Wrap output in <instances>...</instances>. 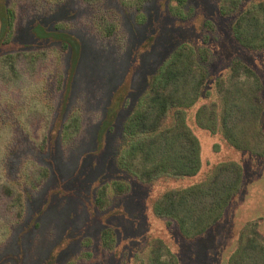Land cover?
Listing matches in <instances>:
<instances>
[{
  "label": "rangeland",
  "instance_id": "rangeland-1",
  "mask_svg": "<svg viewBox=\"0 0 264 264\" xmlns=\"http://www.w3.org/2000/svg\"><path fill=\"white\" fill-rule=\"evenodd\" d=\"M257 1L241 0L234 13L221 14V0H147L141 11L125 7L119 0L93 4L85 0H0V12L11 5L17 12L12 43L1 44L0 55L48 49L53 61L32 78L40 91L36 85L23 94L17 90L0 109V129L5 127L8 135L0 147V159L6 152L2 173L10 180H20V165L31 154L50 169L44 185L26 199L21 220L0 219V264H148L155 240L163 241L178 264H230L253 224L264 239V48H245L233 35L236 18ZM100 11L105 21L120 27L111 37L99 36ZM140 14L144 20H139ZM37 23L50 30L62 25L81 42L66 110L53 115L50 145L44 153L34 146L23 117L32 96L44 104L52 102L58 74L63 68L68 71L70 55L60 57L52 52L60 43L38 38L33 32ZM182 43L209 51L205 62L208 79L197 102L187 109V123L200 142L201 167L194 176L165 177L144 184L118 164L123 124L150 77ZM236 59L248 64L263 82L259 132L252 139L255 152L234 148L220 127L211 132L199 127L195 119L204 105L215 104L217 114L221 113L215 82L227 76ZM124 83L128 103L100 141L108 106ZM73 114L79 117L82 130L69 140L63 137L61 126ZM230 160L243 168L241 188L220 219L202 235L185 239L175 224L154 213V201L164 191L205 183L217 165ZM114 180L128 183L129 191H109V204L99 209L95 203L99 188ZM106 228L115 231L112 249L102 245L101 233Z\"/></svg>",
  "mask_w": 264,
  "mask_h": 264
},
{
  "label": "trees",
  "instance_id": "trees-1",
  "mask_svg": "<svg viewBox=\"0 0 264 264\" xmlns=\"http://www.w3.org/2000/svg\"><path fill=\"white\" fill-rule=\"evenodd\" d=\"M85 1L90 4L102 2ZM119 1L125 7L141 11L147 0ZM240 3L241 0H221L220 13H234ZM0 13V45H9L14 36L16 8L7 6ZM139 18L144 20L145 16L140 14ZM99 19L103 20L98 23L100 37H111L120 29L116 23L105 21L102 11ZM33 32L38 38L59 42V51L53 49L52 52H57L60 57L70 55L69 65H66L68 71L65 73L63 68L58 74L57 91L52 102L44 104L32 96L23 117L34 146L44 153L50 145L49 130L53 115L55 112L64 114L66 110L81 55V42L62 25L50 30L37 23ZM233 35L245 48H264V0H258L239 14L233 24ZM50 54V50L42 49L16 50L0 55V109L7 105L6 101L17 90L23 94L36 85L40 91L32 78L53 62ZM208 58L209 51L205 48L196 50L189 43L178 45L150 77L147 89L126 118L123 124L124 144L118 164L140 182L149 184L165 177L194 176L200 170V142L187 123V109L201 96L208 79L205 66ZM215 88L221 101V113L217 114L215 104L204 105L196 112V123L211 132L220 127L223 137L231 146L255 152L252 139L259 132L258 120L263 111L261 77L248 64L236 59L232 61L227 76L217 78ZM127 93L126 83L114 93L99 130L100 141L104 139L106 130L112 127L118 112L128 103ZM61 129L64 138L70 140L78 136L82 130L79 117L71 115ZM4 132L5 127L0 129V147L8 138ZM5 155L6 152L0 159V219L9 218L10 222H16L24 215L26 199L49 178L50 169L31 154L20 165L17 173L20 180H10L2 173ZM243 177V168L238 162H222L216 166L207 182L164 191L154 201V213L175 224L183 238L195 239L220 219L240 190ZM129 189L130 185L124 181L106 183L99 188L95 203L99 209H105L109 204V191L124 194ZM257 227V224L250 227L241 246L231 256L230 264H264V239ZM101 238L105 248L114 247L116 235L113 228L104 229ZM168 253L163 241L155 240L148 264H178L177 259ZM51 258L54 259L53 256Z\"/></svg>",
  "mask_w": 264,
  "mask_h": 264
}]
</instances>
